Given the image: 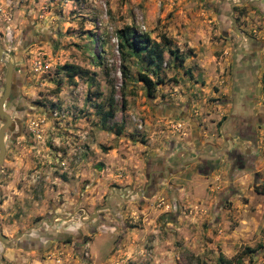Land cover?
I'll return each instance as SVG.
<instances>
[{
  "label": "rangeland",
  "instance_id": "374dc122",
  "mask_svg": "<svg viewBox=\"0 0 264 264\" xmlns=\"http://www.w3.org/2000/svg\"><path fill=\"white\" fill-rule=\"evenodd\" d=\"M125 27L161 60L120 47ZM0 46L14 65L0 236L76 237L3 245L2 264H264V125L210 171L192 162L134 195L177 152L222 146L231 90L264 120V0H0ZM139 74L161 83L148 95Z\"/></svg>",
  "mask_w": 264,
  "mask_h": 264
},
{
  "label": "flooded vegetation",
  "instance_id": "af4514ba",
  "mask_svg": "<svg viewBox=\"0 0 264 264\" xmlns=\"http://www.w3.org/2000/svg\"><path fill=\"white\" fill-rule=\"evenodd\" d=\"M233 61L235 63V58ZM234 80L237 78L232 74ZM246 84V82H244ZM11 94V93H10ZM231 94L235 98H228L224 100L222 104H228L229 109L220 117V136L222 138V146L220 148L215 149H206L202 150V152H196L194 156L190 157L185 151L177 152L174 154L169 161L164 163V165L160 168H155L149 171L146 174V182L142 188L145 194L150 193L154 190L155 186L158 184V178L164 179L170 173L175 171H180L182 168L188 166L192 160L203 169L210 171L212 169V165L215 163L216 159H218L219 155L225 154L226 156L235 155V151L227 150L229 145V140L238 139L241 141L251 140L254 141V131L253 129L257 126L264 125V120L259 116V112L252 114L250 111V103L252 101L253 93H249L242 89V91L235 92L231 90ZM238 94V98L237 97ZM247 94V98L244 95ZM236 99V100H235ZM246 99L243 101L244 103L239 106V100ZM249 101V103H248ZM263 120V121H262ZM70 218L64 220V222H69ZM86 230L90 231L91 228L86 225ZM66 230V231H65ZM61 229L59 232H55L54 234H47V240L43 241V238L38 237L39 234L34 233L32 230L28 232V234H18L14 235L10 241L3 243V238L0 236V264L3 261L2 254V246H16L21 250H42L44 248H48L51 241L60 242L62 244L68 243V238H76L75 235H71L69 229ZM78 241L75 242L78 243Z\"/></svg>",
  "mask_w": 264,
  "mask_h": 264
},
{
  "label": "trees",
  "instance_id": "16d2710c",
  "mask_svg": "<svg viewBox=\"0 0 264 264\" xmlns=\"http://www.w3.org/2000/svg\"><path fill=\"white\" fill-rule=\"evenodd\" d=\"M163 42L166 43L165 40H163ZM119 44L120 47H122L124 44L126 47L130 48L133 51L144 49L148 53L149 61L161 60L162 48L159 47L157 43L150 41L147 37L137 36L133 32H130V29L128 27H125L123 29V32H121V35L119 36ZM168 53L173 54L171 50H168ZM64 69L66 77L70 81L77 74V68L72 65H66L64 66ZM125 76L126 75L124 73V77ZM138 79L145 86L146 93L148 95L157 83H161V80L157 79L156 81H153L143 74H139Z\"/></svg>",
  "mask_w": 264,
  "mask_h": 264
},
{
  "label": "water",
  "instance_id": "95a60500",
  "mask_svg": "<svg viewBox=\"0 0 264 264\" xmlns=\"http://www.w3.org/2000/svg\"><path fill=\"white\" fill-rule=\"evenodd\" d=\"M0 64H2L5 68V74L3 78V87L1 89L0 94V166L2 165L4 153H5V146H4V138L5 133L11 129L12 120L10 115L4 110V102L10 95L12 78H13V59L12 57H6L4 50L0 46ZM195 162V160H192ZM191 162V163H192ZM144 191H136V197H143Z\"/></svg>",
  "mask_w": 264,
  "mask_h": 264
}]
</instances>
